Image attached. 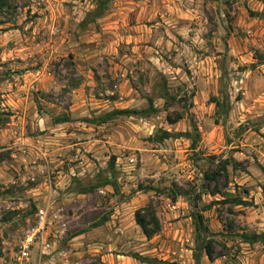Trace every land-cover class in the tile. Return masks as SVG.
<instances>
[{
  "label": "rangeland",
  "instance_id": "rangeland-1",
  "mask_svg": "<svg viewBox=\"0 0 264 264\" xmlns=\"http://www.w3.org/2000/svg\"><path fill=\"white\" fill-rule=\"evenodd\" d=\"M101 1L0 10V264L42 207L52 249L30 264H195L193 200L214 172L202 264H264L241 239L264 232V0ZM149 98L151 115L107 119ZM147 206L151 239L135 219Z\"/></svg>",
  "mask_w": 264,
  "mask_h": 264
},
{
  "label": "trees",
  "instance_id": "trees-1",
  "mask_svg": "<svg viewBox=\"0 0 264 264\" xmlns=\"http://www.w3.org/2000/svg\"><path fill=\"white\" fill-rule=\"evenodd\" d=\"M102 8H101V13H104V11L108 8L109 6V0L101 1ZM7 5V0H0V10L4 9ZM149 111H139V110H115L111 112L108 115V120H112L118 116H123V117H130V116H136V115H151L153 112H156V109L154 108V101L149 98ZM217 106V113L221 114L224 117H228L229 114V108L231 106V100L228 97L226 102H216ZM70 118L65 117V118H55L54 122L59 124L63 122H69ZM171 135L168 132L163 133V139L169 138ZM114 164L112 165V169H114ZM226 171V168H224ZM217 173H210L206 175L207 181H216L217 180ZM114 178V174H111V182L106 181L105 185L112 184V179ZM206 179L204 180L205 182L203 183L201 187V192L197 194V197L193 200V206L194 210L192 213V221L194 225V243L195 247L193 249V254H194V260L195 264H202V259L204 256L208 258V260L211 263L215 262V240L214 236L217 234H214L209 226L208 220L204 216L203 212L199 210V201H202V196L203 195H216L218 194V191L216 188L211 189L210 185L206 184ZM263 193H264V188H263ZM174 201H176L177 197L172 198ZM232 202L236 206H249L250 204H247L244 200L240 198H232ZM135 219L138 224V226L141 228L143 234L147 239H151L155 235H157L159 232L162 230V225L161 221L155 211V209L152 206H147L143 207L139 210H137L135 214ZM242 242L254 245V244H262L264 245V232L263 233H247V234H242L241 235ZM139 260L143 261H150L149 258H143L142 256H136Z\"/></svg>",
  "mask_w": 264,
  "mask_h": 264
},
{
  "label": "built area",
  "instance_id": "built-area-1",
  "mask_svg": "<svg viewBox=\"0 0 264 264\" xmlns=\"http://www.w3.org/2000/svg\"><path fill=\"white\" fill-rule=\"evenodd\" d=\"M40 1L45 3L47 0ZM131 161H134V159ZM49 223L46 208H38L35 223L26 230L18 250L12 257L11 264H30L32 252L35 248H38L41 255H46L51 251Z\"/></svg>",
  "mask_w": 264,
  "mask_h": 264
},
{
  "label": "crops",
  "instance_id": "crops-1",
  "mask_svg": "<svg viewBox=\"0 0 264 264\" xmlns=\"http://www.w3.org/2000/svg\"><path fill=\"white\" fill-rule=\"evenodd\" d=\"M38 249V248H37ZM38 253V251H36V254Z\"/></svg>",
  "mask_w": 264,
  "mask_h": 264
}]
</instances>
